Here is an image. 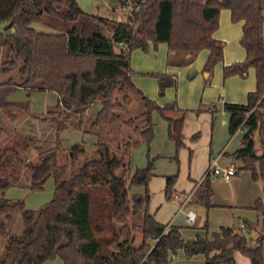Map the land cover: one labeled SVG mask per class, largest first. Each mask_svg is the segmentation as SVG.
Here are the masks:
<instances>
[{
    "label": "trees",
    "instance_id": "16d2710c",
    "mask_svg": "<svg viewBox=\"0 0 264 264\" xmlns=\"http://www.w3.org/2000/svg\"><path fill=\"white\" fill-rule=\"evenodd\" d=\"M119 1L127 9L124 22L87 15L75 0H0V23H11L8 32L0 33V48L10 54L0 66V114L11 122L19 116L32 118L53 128L56 135L49 148L15 131H8L0 144V240L6 241L0 264H43L54 259L63 264H169L178 250L185 259L202 256L203 264H236L235 252L250 264H264L262 0ZM222 10L230 12L232 23H241L238 42L245 51L244 60L223 66V77L245 78L253 69L256 80L246 103L222 105L228 115V135L243 133L240 148L230 157L240 163L239 171H248L252 180L261 183L262 194L250 207L256 222L237 219L210 238L205 234L184 242L176 227L159 223L148 211L153 159L132 173L131 164L141 142L149 145L153 139V113L166 122L167 136L176 148L184 147L182 129L188 110L175 102L160 106L147 98L132 82L130 54L135 49L146 52L150 43L153 47L165 43L168 53L178 56L176 66H182L207 51L203 72L209 74L223 59L225 43L214 37ZM33 23L49 25L55 32L39 31ZM106 27L111 29L108 37L101 32ZM155 76L160 91L176 85L175 77L166 73ZM21 89L26 101H10ZM34 91H48L58 98L44 116L31 112ZM94 104L100 108L88 116ZM134 109L137 116L123 118ZM124 128L129 132L126 136L120 134ZM71 130L97 137L92 155L83 142L63 146L60 134ZM3 132L6 129L0 128ZM28 148L37 152L35 163L28 161ZM49 179L54 182L52 199L38 210L5 197L7 189L23 180L30 193L42 192ZM175 180L176 176L165 178L167 200L174 194ZM194 186L191 201L208 210L213 206V188L207 171ZM139 188L143 194H130ZM102 189L110 201L100 199ZM15 217L23 225L20 234L9 232ZM200 229L207 232V221ZM137 234L141 239L136 244Z\"/></svg>",
    "mask_w": 264,
    "mask_h": 264
},
{
    "label": "rangeland",
    "instance_id": "374dc122",
    "mask_svg": "<svg viewBox=\"0 0 264 264\" xmlns=\"http://www.w3.org/2000/svg\"><path fill=\"white\" fill-rule=\"evenodd\" d=\"M78 7L82 10L83 13L90 16H98L102 18H106L109 20L115 21V18L118 17L121 22L126 21L127 18V9L122 8L119 0H75ZM264 6V0H262ZM124 10V11H123ZM264 16V10H263ZM222 21V20H221ZM226 23H221L219 20V27L214 34H217L221 30L225 31ZM32 26L42 32L45 33H54L55 30L44 23H33ZM102 28V27H101ZM8 24L0 23V33L8 32ZM227 31V30H226ZM102 34L106 37L110 35L111 29L109 27L102 29ZM262 37L264 39V25L262 30ZM207 52H199L196 56L190 60L187 65L176 66V60L178 56L174 55V53H168L166 57V61H164V65H159L160 68H163V72L157 70V72L153 73H138V77H144L150 79L153 83V86H156V92H149L150 97H154L160 104H169L172 102H177V98L180 100L184 93H188L192 90L191 83H195L196 81L199 83L200 88L196 89V92L193 95L196 96L197 104L194 107L195 110H192V114H199L201 112L204 113L205 117L199 121H195L196 118L193 116V121H189L187 126L185 125V129L183 131V139L184 147L179 149L176 148L173 141L169 140L168 136L160 137V130L155 129V140L154 144L150 145L149 149L141 144L137 150H135L134 158L131 164V170L134 171L137 168L144 167L149 159H153L152 172L158 174L153 180L151 187H149L151 200L149 208L151 211H155L158 206L159 209L156 212L157 218L160 221L168 222L171 221V224L177 225L181 227L182 235L185 239L191 237L193 240L196 236V231L193 228L195 223L196 215L199 218V222L202 224L204 221H207V232L205 230L200 229V233L202 235H207V237H211L212 233L219 229L221 226H231L235 225V218L239 216L243 219H255L254 214L250 212H243L240 215H237L236 208L234 206H240L243 204L252 205L254 201L261 196V184L259 181H254L251 179L248 171H239L237 167L236 174L232 176L230 181H224L218 176L210 175V178L213 183V195L211 197L210 202L212 204H218V207H210L206 210L203 206H192L184 204L182 208L179 207L180 199L171 197L170 200H167L164 197L165 190V178L169 176H176L174 187L179 190L187 189L191 186V181L189 179H199L207 164L210 165L212 162L215 163L216 168L222 169L227 165L233 163L230 154L235 150L237 145L240 143L242 133H238L233 136H229L226 131L221 130L220 127L215 126V116L218 111V107L216 103L218 102L220 105V101L217 100V96L219 94V88L217 86L218 77H220L221 81L226 80L228 78L223 77L222 68L225 65L222 60L218 64H216L212 70L209 72H203V67L206 62ZM188 57V56H187ZM132 72L135 71L131 68ZM165 70L169 72L178 70L184 71L183 78L184 83L186 85V90L177 88V80L175 78L176 85L175 86H167L163 89V91L159 90L158 78L155 76L156 74H164ZM167 73L169 74V72ZM167 74V75H168ZM136 75V74H135ZM170 76V75H169ZM133 77V75H132ZM231 78V77H229ZM220 81V82H221ZM222 87V85H221ZM212 91H217L215 97V104H209L203 101H200V98H205L206 94ZM171 92V93H170ZM22 92H15L11 95L14 99L21 98ZM171 94V96H170ZM263 97V96H262ZM23 101V100H22ZM134 101V102H133ZM132 101V105L130 109L133 107L135 100ZM155 101V102H157ZM172 101V102H171ZM21 102V101H20ZM157 104L159 105V103ZM177 104V103H176ZM161 105V106H164ZM222 105V103H221ZM180 108V107H178ZM213 109H216V112H212ZM198 111V112H197ZM32 112V111H31ZM139 111H127L123 118L128 119L130 117L137 116ZM191 111H187L186 114ZM194 114V115H195ZM198 115V117L201 116ZM25 118V117H24ZM27 121H32V118L26 117ZM25 120V121H26ZM36 121V120H33ZM33 123V122H30ZM36 123H38L36 121ZM194 123L198 125L196 129L194 128ZM162 125L163 122H161ZM38 126L41 129L46 131L45 138L48 140H55V133L53 132V128L42 125L38 123ZM160 126V125H159ZM162 129L164 130L163 126ZM214 132L213 139L211 140V132ZM36 129H31L29 132H37ZM125 129L120 133L122 136H126ZM27 132V131H26ZM51 133V139L48 137ZM164 133V131H163ZM68 134V133H67ZM65 132L60 134V138L66 137L69 142H72V139L67 136ZM195 134V135H194ZM197 134V135H196ZM196 136V137H194ZM223 138V139H222ZM221 140V142H219ZM68 144V142H65ZM227 144L226 153L219 156V151ZM146 154L149 155V159L146 160ZM210 156V160H208ZM25 180V179H24ZM22 184V183H21ZM19 184V186H22ZM54 182L52 179H49L43 188L42 192L32 193L27 196L26 199V209L28 210H38L41 206L46 204L48 201L52 199L53 196V186ZM173 187V188H174ZM137 189L131 190L130 194H135ZM98 196L101 198H105L110 201V196L104 189L98 191ZM174 193L173 195H175ZM18 196V195H17ZM187 203V202H186ZM188 216L193 217V221L189 223L187 221ZM23 230V225L20 218L15 217L12 219L9 225V232L11 234H20ZM136 244L140 242V235L135 236ZM191 241V240H187ZM2 242H0L1 244ZM6 243V241H5ZM1 248V245H0ZM1 252V249H0ZM244 257V256H243ZM248 260V258L244 257ZM173 264H187V260L184 257L182 250H178L176 254L173 256ZM171 261V263H172ZM249 261V260H248ZM45 264H63L59 259L48 260ZM170 264V263H169Z\"/></svg>",
    "mask_w": 264,
    "mask_h": 264
},
{
    "label": "crops",
    "instance_id": "0c3cea01",
    "mask_svg": "<svg viewBox=\"0 0 264 264\" xmlns=\"http://www.w3.org/2000/svg\"><path fill=\"white\" fill-rule=\"evenodd\" d=\"M219 20L221 23L223 22V23L227 24L226 27L224 25V27L227 31L225 30V31L221 32V30H220L219 32H217V34H214V37L216 39L221 40L225 43V47L223 50V59H222V60H224L223 62L225 63V65H230L234 62H240V61L244 60L245 51L239 45V42H238L239 38L241 36V23H235V24L232 23L230 20V12L228 10H222L220 12ZM115 21H121V20L118 17H116ZM201 52H207V51H201ZM167 55H168V48H167V45L165 43L157 44L155 47H153V45L150 43L148 50L146 52H143L140 49H135L130 54V66L135 71V73H133V77H132L133 84L147 98L152 99L154 101H157V100L154 99V97H150L149 92H156L157 87L153 86V83H151V81H148L150 79H147L144 77H138V75H139L138 73H144V74L145 73H153V72H157V70H160V72H163V68H160L159 65H162V67H163L164 61H166ZM9 57H10L9 50L5 47L0 48V66L3 63H5L6 61H8ZM207 57H208V52H207L206 59H207ZM167 71L168 70H165L166 74H168ZM183 72L184 71H180V70H178L177 72L172 71V72H169L168 75L176 78L178 89L186 90V85L184 83V78H183V75H184ZM218 81L219 82L217 83V86L219 88L218 89L219 94L217 96V100L219 99L218 101H220V105L218 102L216 103V101H215L216 94L218 93L217 91L210 92V90H209V93L206 94V97L200 98L199 100L202 101V99H203L204 102L209 103V104H215L216 103V105L218 107V111L215 113L216 114L215 121H214L215 126L220 127L221 130L226 131L228 134V130H227L228 129V115L222 110V105H223V103H232V104H244V103H246L248 93L254 91V89H255V85H256L255 74H254V70L250 69L248 71V75L245 78H241L239 76H232L231 78H228L226 80L221 81L220 77H218ZM221 85H222V87H221ZM190 86H192L191 88H193L194 90H192L191 93L190 92L184 93V95L182 96L181 102L176 96L177 106L180 107L181 109H186L188 111H191V112H188L184 116V126L182 129V139H183V131L185 129V125L187 126L189 121H193V116H195L194 118H196L195 121H199L205 117L203 112H202V114H201V112L199 114H195V113L192 114V110H195L194 107L197 104V100L195 99L197 95H193V93L196 92V89L200 88V85L196 81L195 83H191ZM18 91L22 92V94L20 95L21 98L14 99L12 96H10V98H9L10 101H13V102H20V101L24 102V101H26V95H25L24 90L21 89ZM170 96H171V94H170ZM57 101H58V98H57L56 94H54V93H51L48 91L31 92V94H30V109L32 111V114L44 116L47 111L52 109L57 104ZM221 103H222V105H221ZM131 105H132V102L129 104V108ZM159 105L161 106L164 104L159 103ZM99 108H100L99 104L92 105V107L88 110L87 115L88 116L95 115L96 112L99 110ZM200 114H201V116L198 117V115H200ZM25 120H26V117L24 118V116H19L15 122H11L6 116L0 114V128L6 129V132H3L2 134H0V144L4 143V141L8 137V131L9 132L15 131L17 134H20V135H30V136L35 137L39 142L38 146H41L42 148L52 147V145L54 143V138H53V140L51 139V133H50V135H48V137L51 140H48L47 138H45L46 131L44 129H41L38 126V123H36V121H33V120L32 121H27V120L25 121ZM152 121L154 123V132H153L152 141L150 142L149 145H147L144 142H141V144H144L148 149H149L151 144L152 145L154 144L155 129L158 128L160 130L159 131L160 137L163 138V136L167 135V124L158 114H156V113L152 114ZM30 122H33V123H30ZM161 122H163L164 125H162ZM162 126H163L164 130L162 129ZM197 127H198V125L194 123L193 129H196ZM31 129H36L35 131H37V132H29ZM125 130H126L125 131L126 135H128L129 132L127 131V129H125ZM163 131H164V133H163ZM53 132L55 133L54 129H53ZM65 133L66 134L68 133L67 135L71 134V136H67V137H70L72 139V142H69V140L66 139V137L61 138L62 144L64 147L69 148L76 143L83 142L85 145V150L89 155H92L95 152L96 142H97V137L95 135L85 134V133H82V132L77 131V130H71V131H67ZM238 133H242V132L239 130L236 132V134H238ZM242 135H243V133H242ZM213 136H214V132L212 129L211 137H210L211 140L213 139ZM241 138H242V136H241ZM65 142H68V144H66ZM219 142H221V140ZM183 144H184V142H183ZM240 146L241 145L239 143L234 151L239 149ZM226 147H227V144L224 147H222V149L219 151V156L226 153V150H225ZM25 151H26V154L28 157V161L35 163L37 161V158H36L37 152L35 151V149L28 148ZM135 152L136 151H134L132 154V161H133ZM148 158H149V155L146 154V160ZM208 158H209L208 160H210V156ZM146 165H147V163H146ZM208 166H209V163L207 164L206 168L204 169L203 173L201 174V176L199 177L198 180H196V177H195V179H193V178L189 179V181H191V186L188 187L187 189L179 190V188L178 189H176L175 187L173 188L174 193H176L173 196L175 198L180 199V203L178 204L180 208H182V206L184 204L189 205L190 207L200 206V205L194 204L193 200L191 201L193 191H194V187H195L194 182H199L203 178V176L205 175V173L207 171ZM235 166L238 169L240 166V163L233 161V163L230 162V164L227 165V167H225V168L221 167V168L224 170L230 169V168L235 169ZM144 167H141V168H144ZM137 169H140V168H137ZM132 172L133 171L131 170V173ZM236 173L237 172L235 169V174ZM152 174L153 175L150 178L149 183H148V193H149L148 211H149V213L152 214L155 217L156 221H158L159 223L166 224L168 227H176L184 242H189L187 240L192 241L191 237H188L187 239H185L183 237L180 226L171 224V221H168V222L160 221L157 218L156 212L160 206H158L155 211H151V209L149 208L150 200H151L149 187H151V184H152L153 180H155V177L158 176V174H156V173L152 172ZM221 179L224 181H230L232 179V176L228 177L226 179L225 178H221ZM19 184H21L22 186H19ZM19 184L15 187H11V188L7 189L5 191V197L8 199L23 200L24 205H26V201H27L26 199L28 198L27 196H29V194H32V193H30L27 189V182H25L23 180ZM53 186H54V184H53ZM212 188H213V183H212ZM53 190H54V188H53ZM136 192H137V194H143L144 189L139 188L136 190ZM261 194H262V187H261ZM213 206L218 207L220 205L213 204ZM251 206L252 205L243 204V205L234 206V207L237 209L236 210L237 215H240V213H243V212L253 213L255 219H253V220L246 219V220L254 223V222H256L257 217H256V213L250 209ZM237 219H243V218H240L239 216H237L235 218V222L239 221ZM195 223L196 224L193 225L194 226L193 228L196 231L195 238L197 236H204L199 231L203 223L201 224L199 222V218L197 215L195 218ZM231 226H233V225H231ZM226 227H230V226H226ZM216 231H214V232H216ZM0 242H2L0 244L1 245L0 249L2 252L6 243H5V240H0ZM263 250H264V242H263ZM173 256L171 257V261L173 259ZM234 259H235L236 264H250V261L245 259L238 252L234 253ZM186 260H187L186 261L187 264H203V257L202 256H196L192 259H186ZM171 261H170V264H173V261H172V263H171ZM45 263L46 262H44L43 264H45Z\"/></svg>",
    "mask_w": 264,
    "mask_h": 264
},
{
    "label": "built area",
    "instance_id": "2783aa9c",
    "mask_svg": "<svg viewBox=\"0 0 264 264\" xmlns=\"http://www.w3.org/2000/svg\"><path fill=\"white\" fill-rule=\"evenodd\" d=\"M207 173L209 175H213V176H218L220 178H228L231 177L233 175H235V169L234 168H230V169H218L215 166V163L212 162V164L208 166L207 168ZM187 221L189 223H191L193 221V217L192 216H188ZM242 227V226H241Z\"/></svg>",
    "mask_w": 264,
    "mask_h": 264
},
{
    "label": "water",
    "instance_id": "95a60500",
    "mask_svg": "<svg viewBox=\"0 0 264 264\" xmlns=\"http://www.w3.org/2000/svg\"><path fill=\"white\" fill-rule=\"evenodd\" d=\"M8 28H9V29L11 28V23L8 24Z\"/></svg>",
    "mask_w": 264,
    "mask_h": 264
}]
</instances>
